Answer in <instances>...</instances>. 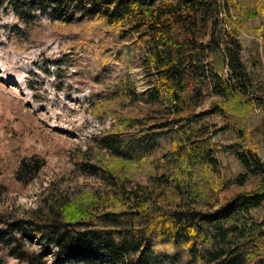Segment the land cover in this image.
Wrapping results in <instances>:
<instances>
[{
    "label": "rangeland",
    "instance_id": "obj_1",
    "mask_svg": "<svg viewBox=\"0 0 264 264\" xmlns=\"http://www.w3.org/2000/svg\"><path fill=\"white\" fill-rule=\"evenodd\" d=\"M221 2L227 30L237 34L241 61L255 90L252 94L264 100V0ZM12 7L6 2L0 8V159L13 163L16 157L38 154L44 167L28 184L15 185L14 192H7L10 188L7 170L5 177L0 176V182L4 183L0 199L16 208L28 209L35 207L38 195L49 187L68 195L82 192L107 195L111 191L119 193L121 181L126 191L150 194V203L166 208L180 202L209 210V205L217 200L215 210L233 200L230 209L227 206L223 210L241 213L264 233V201L253 206L239 198L258 188L263 173L253 168L246 170L236 156L243 154L251 159L247 148H252L257 153L256 160L264 162L261 104L247 101L250 95L237 90L234 100H224L215 95L209 81L205 82L196 104L187 102L186 108L179 112L181 117L194 115L192 127L199 132L189 139L188 144H193L182 147L184 160L177 177L167 173L164 178V169L158 161L167 152V143L153 149L150 140L156 133L176 129L183 123L175 125L171 114L146 101L149 86L133 40L124 44L129 53L125 48L107 49L105 54L110 60L103 64L94 59L106 42L103 28L99 30L96 26L100 32L98 44L95 29H75L80 22L75 17L59 16V21L69 19V23L52 24L51 11L45 14L43 6L39 8L35 0H29L24 15L26 22H34L24 24ZM85 22L95 25L91 20ZM54 25L60 26L56 34H52ZM41 28L48 37L35 36V31ZM212 71L228 78L229 69L223 63L214 65ZM238 99L245 102V107L235 106ZM213 103H223L226 112H214ZM126 118L138 119L139 130L118 129V133L126 131L120 138L122 160L116 168L119 178L106 182L94 176L93 168L103 161L115 164V157L107 150H99L92 141L113 124H124ZM164 122L167 124L162 125ZM181 132L184 133L183 129ZM146 134L151 135L148 143ZM195 146L197 149L192 152L190 149ZM201 152L214 159L216 170L196 163V155ZM81 158L89 168L80 164ZM241 175L245 178L241 179ZM177 181L184 183L180 189ZM191 187L196 188L198 202L192 200ZM15 263L9 259V264Z\"/></svg>",
    "mask_w": 264,
    "mask_h": 264
},
{
    "label": "trees",
    "instance_id": "obj_2",
    "mask_svg": "<svg viewBox=\"0 0 264 264\" xmlns=\"http://www.w3.org/2000/svg\"><path fill=\"white\" fill-rule=\"evenodd\" d=\"M28 1L0 0V8L8 2L20 22L31 23L34 21L26 22L24 15ZM35 1L39 8L43 6V13L51 11L52 24H59V16L75 17L80 21L75 29H95L98 44L100 32L96 26L99 30L103 28L106 42L103 48L99 47L96 62L105 64L110 60L105 54L107 49L124 50L125 41L133 40L149 86L146 101L171 114L175 125L183 123L176 129L156 133L150 140L153 149L167 143V152L158 161L164 169V178L167 173L177 177L184 160L182 147L193 144H188L189 139L199 132L192 127L194 115L181 117L179 112L186 108L187 102L196 104L205 82L212 84L217 97L234 100L237 90L250 95L247 101L254 100L264 110V100L252 94L255 90L241 61L237 34L227 30L222 18L225 7L221 0ZM85 19L95 25H89ZM68 20L59 22L67 24ZM51 28L52 34L60 30L59 25ZM35 32L38 39L48 37L43 28ZM221 63L229 69L227 79L219 71H212L214 65ZM126 92L125 88L123 93ZM221 104L213 103L211 109L225 113ZM239 105L245 107V102L238 99L235 106ZM123 123L113 124L92 141L99 150H107L115 157V164L103 161L93 168L94 176L106 182L119 178L116 168L122 160L120 138L126 131L118 133V129L139 130L138 119L126 118ZM144 136L148 143L151 135ZM195 149L196 146L190 150ZM247 150L251 159L237 154L238 160L246 170L261 171L264 177V162L256 160L255 150ZM199 156L196 155L197 164L216 170L213 158L202 152ZM79 162L82 166L86 164L82 158ZM43 167L44 160L38 154L16 157L13 163L0 159V176L5 177L8 170L7 192H14L15 185L28 184ZM240 177L244 179L245 175ZM263 179L257 189L239 198L253 206L264 201ZM183 184L177 181V188ZM119 186V193L111 191L107 195L99 192L68 195L49 187L38 195L35 207L28 209L16 208L0 199V264H9V259L15 260V264H264V233L241 213L229 211L233 200L215 210L217 200L209 205V210L180 202L166 208L150 203V194L126 191L121 181ZM3 187L0 182V190ZM189 193L198 202L196 188L191 187ZM227 206L229 209L224 211Z\"/></svg>",
    "mask_w": 264,
    "mask_h": 264
}]
</instances>
